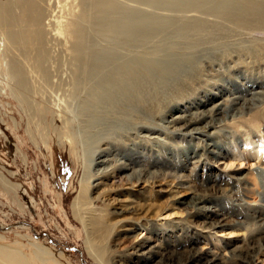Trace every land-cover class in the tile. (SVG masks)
I'll return each mask as SVG.
<instances>
[{
	"label": "rangeland",
	"instance_id": "374dc122",
	"mask_svg": "<svg viewBox=\"0 0 264 264\" xmlns=\"http://www.w3.org/2000/svg\"><path fill=\"white\" fill-rule=\"evenodd\" d=\"M34 1L0 0V245L31 264H184L193 251L215 258L206 264H244L239 254L264 243V15L254 6L264 14V0L235 11L241 23L188 11L205 21L197 32L168 28L123 44L129 57L171 47L182 65L165 77L155 59L120 63L107 73L116 89L100 93L94 77L76 72L72 39L61 32L88 6L43 0L40 26ZM49 13L61 23L46 22ZM9 31L18 38L9 42ZM103 157L130 167L95 172L74 211L82 178ZM141 167L138 181L127 176ZM255 261L264 264V249Z\"/></svg>",
	"mask_w": 264,
	"mask_h": 264
},
{
	"label": "bare ground",
	"instance_id": "6f19581e",
	"mask_svg": "<svg viewBox=\"0 0 264 264\" xmlns=\"http://www.w3.org/2000/svg\"><path fill=\"white\" fill-rule=\"evenodd\" d=\"M42 1L43 0H36V2L34 1L33 7H32L33 8L32 15H34V17H32L31 20H33V23L35 24H36V21H39L38 22L39 25L41 23L40 21L42 20V14H43ZM45 1L47 2V0ZM50 1L51 0H48V2ZM82 1L85 2V4L88 6L86 11L82 10L78 15L75 16L74 19H72L73 20L72 22L64 25V28H63L64 30H61V32L64 33L66 36L69 35L72 39L70 41L69 46L76 53V61H77L76 62V70H77L76 72H78L82 77L84 76V78L92 79V77H94L96 81L94 80L95 85L93 86V89H95L96 92L98 93H100L102 90L106 89L109 86L112 87L113 89L115 88V86L117 85V81L113 79H110L109 81L108 80L109 78H107L108 77L107 73L108 71L114 72V71L121 70L120 65H119L120 63H122L121 65L123 67H124V64L128 66L133 65V64L142 65L143 63L145 64L148 60L155 59L163 66L162 67L163 71H165L163 76L165 77L166 75L169 76V74L170 75L175 74V72L178 71V67L182 65L183 56L177 53L176 51H173L171 47H168L167 51L168 50L169 51L168 52L166 51L163 55H153L155 53L153 54L144 53L142 55H133V56L130 55L129 57V56H126L127 53L126 51L123 50V47H122L123 44L137 43L136 41L140 43L149 37L154 38V37H157L158 35L159 36L166 35L165 33L168 28H172L171 31H172L173 36L179 35L180 37H185L190 32H194V31L197 32L198 30L202 28V25L204 24L205 21L204 19L200 17L185 18V15L188 11L198 12L197 15L199 13L201 14H207L209 12L210 14L216 13L227 19H230L236 16L238 18L236 20L240 21L241 17L239 18V16L235 15L234 13L237 10H243V9L247 10L246 3L247 4L249 3L248 0H230V1L225 0L228 2L215 3V4H212L214 7L209 8L207 5L210 0H130V3L132 1L134 3V6H132L133 5L132 3L129 4V2H127L126 0H82ZM140 3H143L144 5H146V7L149 6L150 8L153 9V11H149V10L147 11V10L142 9L141 7L143 5H141L140 7ZM254 6H255V9L257 8L256 15L258 17L260 16V14L264 15L261 13L263 8H261L259 4L254 5ZM164 9L171 11V13H176L178 17L175 18L174 15L172 16L170 14L169 15L167 14L159 15L158 10H164ZM256 11L254 12L256 13ZM4 12L8 18L11 15V6H7L4 9ZM34 13L38 14L37 19L35 18ZM58 17L59 16H56L54 14L52 15L51 13H49L48 16H45V19H47L46 22H49L54 19L57 25H59L61 21L60 19H58ZM24 19L27 22V16H25ZM243 20L244 19H241V21ZM25 29L27 30V28ZM59 29L61 28L57 27V30ZM33 34H35L34 38H41L44 35V32L42 29H37L35 30V33L33 32ZM7 35L9 38L8 39L9 42L11 40L18 38V36L17 35L15 36L13 33H11V31L7 32ZM23 37L26 38L25 33L23 34ZM30 37L33 38L32 35ZM102 41H104V44L102 43ZM165 77L162 78V82H164ZM95 100H97V98H95ZM236 102L237 101H235L234 99H231L232 104H235ZM107 105H110V104H107ZM213 106L215 107L212 108L213 110H211V112H213L214 109L215 110L219 109L217 104H213ZM200 113L202 116H199V117L206 116V112L202 111ZM197 117L187 118L183 114H177L173 116V118H177V120L185 118L186 121L190 123H193L194 121H196ZM198 128L196 127L195 129H198ZM108 159H111V158L103 157V158L97 159L94 163L95 164L99 163L101 166L96 168L95 169L96 171L94 170V172L90 173L89 171H87L88 167L85 168L86 169L85 171H87V174L85 173L86 175H84V177L82 178L80 188L73 201L74 211L78 206L81 205L82 198L84 197V193L86 190L85 184L91 181V177L93 176V174H95V172L99 176V175L108 174L109 170L112 167H116L120 169H125V168L130 167L120 158H114L113 162L110 164L106 163ZM144 172L145 171L143 167L133 168L130 170L127 176H129L130 178L134 176L136 177L138 181V179H141V176L145 174ZM148 174L152 175V173H148ZM203 197L204 195L201 193V195L196 197L197 201H194V202L199 203L200 201L203 200ZM249 246L251 247L247 248L246 251L239 254L240 259L242 263L244 264H256L255 260L258 256V252L264 249V243L258 246L255 245V243H253ZM43 251L44 250H42V248L37 247L33 252L35 254V258L41 259V260L44 259L45 257L44 258L41 257V254L43 253ZM185 259H186V262L184 264H206L209 261H213L215 258L211 257V258L205 259V255L202 256V254L199 251H193ZM0 264H31V263L25 255L19 253L17 250L10 248L8 246L0 245Z\"/></svg>",
	"mask_w": 264,
	"mask_h": 264
}]
</instances>
